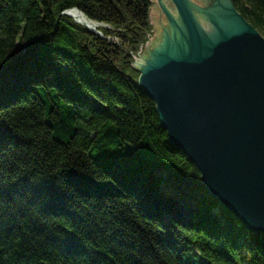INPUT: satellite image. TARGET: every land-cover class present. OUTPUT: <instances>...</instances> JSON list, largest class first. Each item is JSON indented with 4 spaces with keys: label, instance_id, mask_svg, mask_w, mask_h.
<instances>
[{
    "label": "trees",
    "instance_id": "16d2710c",
    "mask_svg": "<svg viewBox=\"0 0 264 264\" xmlns=\"http://www.w3.org/2000/svg\"><path fill=\"white\" fill-rule=\"evenodd\" d=\"M233 2L264 36V0ZM151 7L0 0V264H264V234L206 191L139 87Z\"/></svg>",
    "mask_w": 264,
    "mask_h": 264
},
{
    "label": "water",
    "instance_id": "95a60500",
    "mask_svg": "<svg viewBox=\"0 0 264 264\" xmlns=\"http://www.w3.org/2000/svg\"><path fill=\"white\" fill-rule=\"evenodd\" d=\"M151 1L152 29L134 55L139 87L206 191L264 234V36L233 0Z\"/></svg>",
    "mask_w": 264,
    "mask_h": 264
},
{
    "label": "bare ground",
    "instance_id": "6f19581e",
    "mask_svg": "<svg viewBox=\"0 0 264 264\" xmlns=\"http://www.w3.org/2000/svg\"><path fill=\"white\" fill-rule=\"evenodd\" d=\"M71 15L80 23L89 25L90 27H96L94 22H91L84 14H82L79 10H72Z\"/></svg>",
    "mask_w": 264,
    "mask_h": 264
},
{
    "label": "rangeland",
    "instance_id": "374dc122",
    "mask_svg": "<svg viewBox=\"0 0 264 264\" xmlns=\"http://www.w3.org/2000/svg\"><path fill=\"white\" fill-rule=\"evenodd\" d=\"M78 10V9H77ZM100 25H101V27H107V25H104V24H101V23H99ZM100 30V29H99ZM113 41V40H112ZM114 41H117L116 39H114ZM165 191H166V189H164Z\"/></svg>",
    "mask_w": 264,
    "mask_h": 264
}]
</instances>
